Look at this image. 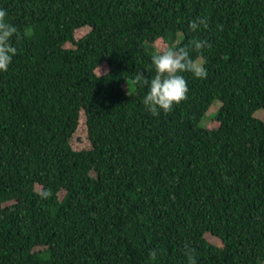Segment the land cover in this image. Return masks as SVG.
<instances>
[{
    "label": "trees",
    "instance_id": "16d2710c",
    "mask_svg": "<svg viewBox=\"0 0 264 264\" xmlns=\"http://www.w3.org/2000/svg\"><path fill=\"white\" fill-rule=\"evenodd\" d=\"M0 9L21 37L0 73V264H187L185 244L196 264H264V0ZM201 39L207 77L184 73L186 99L151 115L134 76Z\"/></svg>",
    "mask_w": 264,
    "mask_h": 264
},
{
    "label": "clouds",
    "instance_id": "9594fccd",
    "mask_svg": "<svg viewBox=\"0 0 264 264\" xmlns=\"http://www.w3.org/2000/svg\"><path fill=\"white\" fill-rule=\"evenodd\" d=\"M6 12L0 9V73L6 72L15 55L17 47L13 41L20 40L17 27L4 19ZM207 28V17H196L189 22L190 30ZM210 47L206 40H192L187 45L162 52H157L151 57L155 75L149 78L139 72L134 76V81L139 85H147V91L141 99L145 110L153 116L161 112L167 113L186 99L188 93L187 81L184 73H191L194 78L205 79L207 70L204 61L193 58L192 53L200 52ZM148 255L155 259L158 255L156 249H150ZM184 256L187 264H196L194 250L187 244L184 246Z\"/></svg>",
    "mask_w": 264,
    "mask_h": 264
},
{
    "label": "rangeland",
    "instance_id": "374dc122",
    "mask_svg": "<svg viewBox=\"0 0 264 264\" xmlns=\"http://www.w3.org/2000/svg\"><path fill=\"white\" fill-rule=\"evenodd\" d=\"M221 105L222 104L220 102H216L213 105V107L210 109L207 116L203 120L204 126L209 127V128H217L219 126V124L215 121L214 116L216 115L218 110L221 108ZM255 116L264 120V110L258 111ZM74 142L77 148H88L89 147V143L86 141L84 132L78 133ZM64 195H65V192L61 193L60 195L61 198H63ZM208 239L214 245H217V246L222 245V242L217 238L208 236Z\"/></svg>",
    "mask_w": 264,
    "mask_h": 264
}]
</instances>
